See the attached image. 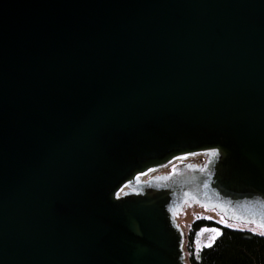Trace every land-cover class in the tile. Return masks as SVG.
<instances>
[{
	"label": "water",
	"instance_id": "water-1",
	"mask_svg": "<svg viewBox=\"0 0 264 264\" xmlns=\"http://www.w3.org/2000/svg\"><path fill=\"white\" fill-rule=\"evenodd\" d=\"M190 203L264 231V0H0V264H186Z\"/></svg>",
	"mask_w": 264,
	"mask_h": 264
},
{
	"label": "trees",
	"instance_id": "trees-1",
	"mask_svg": "<svg viewBox=\"0 0 264 264\" xmlns=\"http://www.w3.org/2000/svg\"><path fill=\"white\" fill-rule=\"evenodd\" d=\"M203 227H216L222 234L216 236L210 247H202L194 255L192 244ZM184 239L186 264H264V236L249 231L200 219L191 223Z\"/></svg>",
	"mask_w": 264,
	"mask_h": 264
},
{
	"label": "rangeland",
	"instance_id": "rangeland-1",
	"mask_svg": "<svg viewBox=\"0 0 264 264\" xmlns=\"http://www.w3.org/2000/svg\"><path fill=\"white\" fill-rule=\"evenodd\" d=\"M204 161H205L204 156L197 155V156L189 157L181 162H184V163L188 162L189 165L196 164V166H199V164L202 165ZM174 164L176 163H173L172 165L161 168L159 170L153 171L143 178L147 179L154 175L159 176L163 174L164 175L169 174ZM200 219L210 220V221L218 223L221 226H227V227L238 229V230L249 231L251 233L264 236V231H262L260 228H257L256 226L252 224L231 223L225 220V218L220 212L214 209H206L198 204L190 203V204L185 205L182 211L179 212V214L176 216V221L178 225L181 227L184 233V237L186 235V232L189 230L191 223L196 220H200ZM213 229L218 230V228L216 227H203L197 232L195 236V240L193 241V244H192V250H193L194 255H196L197 252L202 247H206V245L212 243V237L217 236V232L213 231ZM183 249H184V244H183Z\"/></svg>",
	"mask_w": 264,
	"mask_h": 264
},
{
	"label": "snow or ice",
	"instance_id": "snow-or-ice-1",
	"mask_svg": "<svg viewBox=\"0 0 264 264\" xmlns=\"http://www.w3.org/2000/svg\"><path fill=\"white\" fill-rule=\"evenodd\" d=\"M212 155H216L215 153H213ZM213 231H216L217 232V235H221L222 233H219V231L218 230H215V229H213ZM215 239H216V237H212V241L214 242L215 241ZM206 246H208V247H210L211 246V244H208V245H206Z\"/></svg>",
	"mask_w": 264,
	"mask_h": 264
}]
</instances>
